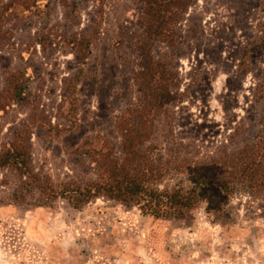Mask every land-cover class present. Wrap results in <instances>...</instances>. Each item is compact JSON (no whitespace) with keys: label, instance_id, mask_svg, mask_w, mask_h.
Masks as SVG:
<instances>
[{"label":"rangeland","instance_id":"1","mask_svg":"<svg viewBox=\"0 0 264 264\" xmlns=\"http://www.w3.org/2000/svg\"><path fill=\"white\" fill-rule=\"evenodd\" d=\"M172 9L155 35L142 0H0V159L21 145L35 184L97 180L88 153L123 156L120 124H136L161 85L170 98L145 109L138 162L160 188L203 172L220 208L203 200L184 219L106 197L78 208L1 165L0 264H264V0Z\"/></svg>","mask_w":264,"mask_h":264},{"label":"trees","instance_id":"2","mask_svg":"<svg viewBox=\"0 0 264 264\" xmlns=\"http://www.w3.org/2000/svg\"><path fill=\"white\" fill-rule=\"evenodd\" d=\"M145 12L148 15L147 30L152 34L161 35L167 33L171 21L175 20L176 12L172 5L179 9L187 8L192 0H142ZM9 5H5L8 8ZM3 8V10H5ZM2 11L0 12L1 15ZM169 15V16H168ZM171 20V21H170ZM81 42L85 46L88 42L83 39L73 41L74 45ZM78 61L84 63L85 54H77ZM142 70L136 78L138 88L142 94L147 93L148 82L145 79L144 72L148 69L144 61L147 56L142 54ZM25 73L20 72L15 79L11 98L18 102L25 95L24 86ZM170 98L169 94L164 92L162 86H156L153 91L152 99L149 104L141 108H135L132 112L137 114L136 124L129 126L120 124L122 134L123 156L115 155L112 150L103 152H89L88 155L95 163L96 168L101 172L99 179L89 181L84 185L69 184L62 188L54 185L35 184L34 175L30 169V155L25 146L17 145L12 147L8 153L0 159L1 165H9L17 169L21 176L27 177L26 188H32L35 185L40 186L46 197L57 198L64 197L75 207H82L92 199L106 197L111 200L122 203L133 204L137 206L145 216L154 218H186L193 209H195L203 200H207L215 209L220 208L221 202H217L210 192L209 177L203 172H196L192 178L190 187H159V175L153 171L147 163L138 162L144 158L141 146L146 138V119L145 109L152 110L154 107H160ZM5 104L0 103V112L5 109ZM226 193L230 194L231 186L227 183L224 186Z\"/></svg>","mask_w":264,"mask_h":264}]
</instances>
